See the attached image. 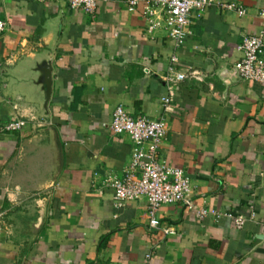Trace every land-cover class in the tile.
I'll list each match as a JSON object with an SVG mask.
<instances>
[{"label": "crops", "instance_id": "1", "mask_svg": "<svg viewBox=\"0 0 264 264\" xmlns=\"http://www.w3.org/2000/svg\"><path fill=\"white\" fill-rule=\"evenodd\" d=\"M124 1L100 0L90 13L0 0V264H264V84L232 72L243 36L263 27L264 0H222L243 5L242 16L194 12L175 62L168 31H147L142 2L129 10ZM51 45L44 118L8 79L29 52ZM172 65L187 77L167 80ZM120 104L133 116H164L161 158L191 178L196 205L245 215L244 226L163 204L157 217L176 231L165 235L150 228L145 198L117 205L105 179L123 174L133 148L110 128ZM18 116L24 127L5 132Z\"/></svg>", "mask_w": 264, "mask_h": 264}, {"label": "built area", "instance_id": "2", "mask_svg": "<svg viewBox=\"0 0 264 264\" xmlns=\"http://www.w3.org/2000/svg\"><path fill=\"white\" fill-rule=\"evenodd\" d=\"M66 2L70 8H83L94 12L100 0H55ZM129 10H134L142 2V14L146 20L147 31L164 27L173 41L172 61H177V51L184 43L189 30L190 18L194 12L198 15L205 10L216 7L235 10L240 16L246 13V8L236 2L222 0H125ZM264 20V10L260 12ZM7 21L0 17V34L6 30ZM242 57L235 63V68L244 80H255L264 84V21L263 27L255 33L243 36L240 44ZM187 75L183 71L170 66L166 79L181 81ZM170 97L162 96L160 105L164 110L169 108ZM26 124L21 116L15 117L3 125L5 132L20 130ZM110 128L113 133L127 134L133 142L132 156L123 168V174L105 179V183L114 189L116 204L121 206L126 202L145 198L149 212V226L161 229L165 235H173L175 229L162 225L157 217V211L163 204H179L186 209L194 210L196 216L229 217L236 227H243L247 217L233 212H220L215 208L198 206L194 203L191 193L193 185L191 178L181 167L173 166L161 158V149L166 138L168 124L164 116L158 118L144 115L133 116L123 105H118L113 111ZM255 216L254 211L251 217ZM1 230V225H0ZM149 257L150 254H147Z\"/></svg>", "mask_w": 264, "mask_h": 264}, {"label": "water", "instance_id": "3", "mask_svg": "<svg viewBox=\"0 0 264 264\" xmlns=\"http://www.w3.org/2000/svg\"><path fill=\"white\" fill-rule=\"evenodd\" d=\"M59 16V22H62V14L59 13ZM54 50V46L51 45L42 51L29 52L8 79L14 87L29 92L27 97L38 105L37 114L44 118L50 116L49 102L53 89ZM232 72L240 78L236 68H233Z\"/></svg>", "mask_w": 264, "mask_h": 264}]
</instances>
